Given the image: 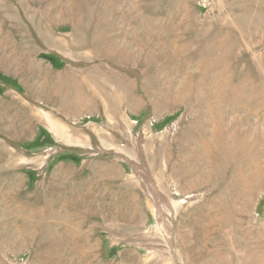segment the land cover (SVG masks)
<instances>
[{
	"label": "rangeland",
	"instance_id": "1",
	"mask_svg": "<svg viewBox=\"0 0 264 264\" xmlns=\"http://www.w3.org/2000/svg\"><path fill=\"white\" fill-rule=\"evenodd\" d=\"M0 264H264V0H0Z\"/></svg>",
	"mask_w": 264,
	"mask_h": 264
},
{
	"label": "trees",
	"instance_id": "2",
	"mask_svg": "<svg viewBox=\"0 0 264 264\" xmlns=\"http://www.w3.org/2000/svg\"><path fill=\"white\" fill-rule=\"evenodd\" d=\"M53 61V60H52Z\"/></svg>",
	"mask_w": 264,
	"mask_h": 264
}]
</instances>
